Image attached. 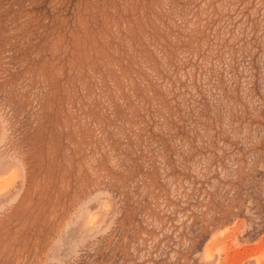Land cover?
Here are the masks:
<instances>
[{
	"label": "rangeland",
	"instance_id": "1",
	"mask_svg": "<svg viewBox=\"0 0 264 264\" xmlns=\"http://www.w3.org/2000/svg\"><path fill=\"white\" fill-rule=\"evenodd\" d=\"M262 210L264 0H0V264H264Z\"/></svg>",
	"mask_w": 264,
	"mask_h": 264
},
{
	"label": "trees",
	"instance_id": "2",
	"mask_svg": "<svg viewBox=\"0 0 264 264\" xmlns=\"http://www.w3.org/2000/svg\"><path fill=\"white\" fill-rule=\"evenodd\" d=\"M258 216H260V221H263V223H264V210H262V212H260L259 214H258ZM253 231V234H252V236L251 237H254L259 231H260V229L258 228V227H253V229H252ZM201 236H202V234H199V235H197V236H195V237H197L198 239H201ZM197 239V240H198Z\"/></svg>",
	"mask_w": 264,
	"mask_h": 264
}]
</instances>
